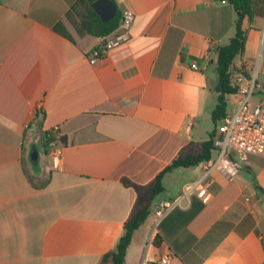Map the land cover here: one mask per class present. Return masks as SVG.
Segmentation results:
<instances>
[{"label": "crops", "instance_id": "crops-1", "mask_svg": "<svg viewBox=\"0 0 264 264\" xmlns=\"http://www.w3.org/2000/svg\"><path fill=\"white\" fill-rule=\"evenodd\" d=\"M112 1L121 16L135 14L130 40L93 64L104 37L82 34L80 0H0V264H104L145 187L215 129L217 57L236 34L234 7ZM243 28L246 50L235 66L245 65L248 77L237 73L234 82L255 81L258 103L264 17ZM240 100L228 97L231 111ZM54 128L58 141L45 146ZM34 143L41 172L29 159ZM234 162L233 177L208 174L209 162L166 174L163 197L135 232L125 264H160L168 254L171 264H264V193L255 186L264 189V156ZM196 183L210 194L207 203ZM164 204L173 208L159 220Z\"/></svg>", "mask_w": 264, "mask_h": 264}, {"label": "trees", "instance_id": "trees-1", "mask_svg": "<svg viewBox=\"0 0 264 264\" xmlns=\"http://www.w3.org/2000/svg\"><path fill=\"white\" fill-rule=\"evenodd\" d=\"M97 0H80L85 5L87 12L82 18L80 30L82 34L88 33L97 37H106L113 33L121 23V15L117 16L108 22H103L99 15L93 10L92 4ZM229 3L237 11L238 18L236 21V34L231 39L230 43L223 46L218 51L217 57V72L218 85L216 92L218 103L212 112V119L215 124L214 131L210 134V140L203 143L199 151H191L186 149L178 154L175 159L166 167L164 171L159 173L155 180L145 187V199L142 204H139L132 214L130 220L125 224V231L120 238L116 248L108 253L104 259V264H125L127 251L131 246L135 232L141 228L148 220L152 213V205L155 200L165 192L163 179L166 174L177 169H188L196 167L202 163L209 162L213 159V154L217 150L213 145V140L217 136L218 128L222 120L228 114V97L238 93V87L234 82L235 74L248 77L246 66L236 68L235 60L238 56H243L246 50L247 35L244 30V22L246 19L254 21L258 17H264V0H228ZM57 31L62 35L69 37L70 34L66 28L59 24ZM100 50V49H98ZM58 141L56 135L46 132L44 135V145L48 146ZM59 141H61L59 139ZM128 185H133L129 180L124 181ZM256 188L264 193V189L255 184ZM153 242L160 245V241L156 235L153 237Z\"/></svg>", "mask_w": 264, "mask_h": 264}, {"label": "built area", "instance_id": "built-area-1", "mask_svg": "<svg viewBox=\"0 0 264 264\" xmlns=\"http://www.w3.org/2000/svg\"><path fill=\"white\" fill-rule=\"evenodd\" d=\"M135 20V14L131 10H126L121 16L119 27L110 35L104 37L103 48L95 52L94 64L108 51L127 43L130 40V31ZM197 69V65L192 66ZM255 81H248L244 86H238V96L241 100L231 114H227L222 120L217 136L213 140V145L218 151L217 158L209 161L207 173L214 169L221 170L233 177L237 174V163L246 162L250 156H264V98L257 104L251 99L257 93ZM58 129L54 128L50 132L57 134ZM54 145V143H52ZM199 197L207 203L211 196L204 187H197ZM192 188V189H193ZM173 208L172 204L160 205L156 210V216L161 220L168 211ZM172 254H168L161 259L160 264H171Z\"/></svg>", "mask_w": 264, "mask_h": 264}, {"label": "water", "instance_id": "water-1", "mask_svg": "<svg viewBox=\"0 0 264 264\" xmlns=\"http://www.w3.org/2000/svg\"><path fill=\"white\" fill-rule=\"evenodd\" d=\"M92 8L103 22H108L117 16V7L112 0H97L92 4ZM29 159L34 171L41 172V153L36 143L31 145Z\"/></svg>", "mask_w": 264, "mask_h": 264}, {"label": "rangeland", "instance_id": "rangeland-1", "mask_svg": "<svg viewBox=\"0 0 264 264\" xmlns=\"http://www.w3.org/2000/svg\"><path fill=\"white\" fill-rule=\"evenodd\" d=\"M242 60H243V56H238L237 58H236V60H235V63L236 64H241L242 63ZM257 97H258V93H255L254 94V96L252 97V99H251V101H252V103H254V104H257ZM231 106H229V108H228V114H231L232 113V111H231ZM215 126H214V123H213V128H214ZM177 181H173L172 183L174 184V183H176ZM172 183H170V184H172ZM159 197H163L162 195L161 196H159ZM159 197L155 200V202L153 203V205H152V211H153V209H154V207H155V204L158 202V200H159ZM142 228H143V226H142ZM142 230H145V229H142ZM141 232H143V231H141Z\"/></svg>", "mask_w": 264, "mask_h": 264}]
</instances>
